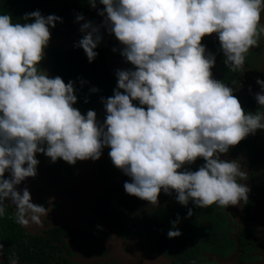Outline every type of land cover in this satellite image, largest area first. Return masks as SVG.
<instances>
[{"label": "clouds", "instance_id": "clouds-1", "mask_svg": "<svg viewBox=\"0 0 264 264\" xmlns=\"http://www.w3.org/2000/svg\"><path fill=\"white\" fill-rule=\"evenodd\" d=\"M90 3L95 8L97 0ZM99 3L104 26L135 66L117 70L118 87L103 100L107 115L102 125L94 110L85 116L73 106L74 82L50 78L39 67L51 39L49 26L62 19L36 10L23 18L33 22L22 24L0 15V216L6 200L15 206L13 219L19 225L40 224L48 216L49 209L33 203L27 188L22 194L17 190L37 175V153L53 163L62 159L75 165L78 160H99L104 147L110 148L114 166L131 178L124 183L126 193L154 208L162 190L168 195L175 191L180 204L191 201L201 209L247 202L250 189L238 182L247 179L246 173L221 154L264 129V111L247 113L234 89L213 78L215 56L206 54L202 40L217 34L226 67L242 70L247 53L264 36V0ZM81 31L85 35L77 46L92 62L102 40L100 28L89 21ZM257 83L264 87V80ZM255 98L264 108V94ZM200 158L205 163L198 170L181 171ZM172 223L174 230L167 235L179 237L182 233Z\"/></svg>", "mask_w": 264, "mask_h": 264}, {"label": "flooded vegetation", "instance_id": "flooded-vegetation-1", "mask_svg": "<svg viewBox=\"0 0 264 264\" xmlns=\"http://www.w3.org/2000/svg\"><path fill=\"white\" fill-rule=\"evenodd\" d=\"M84 4L88 7L69 14L64 12L62 22L57 21L54 28L49 26L51 39L44 50V57H47L53 77L49 46L76 47L85 35L81 26L89 21L100 28V44L111 71L117 75V70H135V66L122 55L124 46L104 26L105 17L99 14L104 6L99 0L95 8L90 0ZM78 15H83L84 20L77 21ZM261 23L264 24V13ZM206 37L209 42L213 41L211 50L219 51L212 68L213 78L223 81L217 61L224 56L218 35ZM41 66L43 71L45 68ZM237 71L239 74L231 84L235 94L246 97L245 81L248 88L264 94V87L257 83V80H264V36L247 53L244 68ZM250 99L248 96L249 105L255 103L258 111H264L257 100ZM106 115L105 110L97 113L98 124L104 123ZM104 150L110 151L104 147L102 154ZM102 154L98 162H102ZM221 159L237 162L246 173L247 179H239L238 182L250 189L248 201L230 205L227 209L214 205L204 208L202 214L189 217V209L193 212L194 208L190 202L187 206L180 204L175 191L168 195L162 190L159 206L155 208L149 202L123 192L124 183L131 182V178L114 166L109 155L108 163H101L98 169L89 160H78L71 165L62 159L53 163L48 157L39 168H46L48 174L42 172V175L47 176L53 189L48 190L45 183L32 185L28 181L18 190L22 194L27 188L35 204L49 209L48 216L42 217L38 227L34 230L29 225L26 227L50 245L47 257L51 264H124L123 261L133 253L139 256L155 253L168 260L169 264H192L193 261L195 264H264V129H259L256 137L245 138L231 147L228 153L221 154ZM204 163L202 158L197 159L193 164H186L181 171H196ZM57 195L78 197L81 203L79 212L69 215ZM131 208L132 216L128 215ZM173 221L182 235L169 238L167 233L174 230ZM74 222L80 223L81 229L86 226L89 232L102 235L104 239L111 238L109 241H114L118 247L95 245L97 242L89 241ZM113 247L119 252L113 251ZM88 259H91L90 263Z\"/></svg>", "mask_w": 264, "mask_h": 264}, {"label": "trees", "instance_id": "trees-1", "mask_svg": "<svg viewBox=\"0 0 264 264\" xmlns=\"http://www.w3.org/2000/svg\"><path fill=\"white\" fill-rule=\"evenodd\" d=\"M86 0H0V15H11L13 22H33L25 21V14L39 10L45 17L55 15L60 17L69 14L71 11H80L87 8L84 4ZM65 12V14H64ZM82 39V37H81ZM211 42V41H210ZM207 37H204L202 43L206 46V54L214 56L219 55V51L211 50L213 41L210 43ZM49 51L51 55V68L54 76H60L65 83L74 82L75 95L77 102L74 107L81 111L85 116L89 110H94L96 114L103 110L106 111L103 100L114 95L118 87L117 75H115L106 59L104 58V48L99 43L94 49L98 53L94 61L90 62L85 51L81 47L66 49L59 45H50ZM225 57L217 58L219 70H222L223 82L231 86L234 82L238 71H232L226 67L224 63ZM41 71L42 66L39 65ZM245 90L243 97L241 94H233L240 100L243 109L247 113L255 114L258 109L255 103L249 105L247 103L248 96L250 100H256V90L248 88L246 81L244 82ZM96 88L98 91L93 92ZM123 92V90H120ZM134 105H139V102L134 100ZM146 108V106H144ZM259 129L250 134L247 138L256 137ZM253 140V139H251ZM36 158L39 160L37 168L43 166L48 157L45 154L37 153ZM10 173H5V178H9ZM126 192L125 189L122 190ZM134 200V199H133ZM136 201V200H134ZM190 205L194 208L193 215L202 214L204 209L196 207L191 201ZM134 206V202L132 207ZM211 207H214L211 206ZM15 214V206L10 200L5 201V214L0 216V244H3V249L0 252V264H12L16 260L18 264H51L47 257V250L50 248L38 233H34L27 229L26 226L19 225L13 219ZM133 215V209L128 213ZM121 217V216H120ZM124 217V216H122Z\"/></svg>", "mask_w": 264, "mask_h": 264}, {"label": "rangeland", "instance_id": "rangeland-1", "mask_svg": "<svg viewBox=\"0 0 264 264\" xmlns=\"http://www.w3.org/2000/svg\"><path fill=\"white\" fill-rule=\"evenodd\" d=\"M40 64L43 65V68H45V69H43V71H46L50 78H54L53 74L51 72V69L49 68V63H48L47 57H44V59L42 60V62ZM109 152L110 151H105L104 150V152L102 154V156H103L102 162H100V161L98 162V160H91V159H89V162L95 166V169H98V168H100L101 163H108L107 156L109 155ZM240 168H241V166H240ZM42 172H46V168L45 167L37 168V175L34 178L33 177L26 178L20 185H17V190H21V187H24L25 183H29L28 181H31L32 185L33 184H38V183H45L47 185L48 190H52L53 186L51 185V182L48 179H46L47 176H43L42 175ZM65 195H68V194H65ZM65 195L64 196L63 195H57V196H58V198H60L59 202L64 206L66 212L69 215H73L76 212H79V210L81 208V203L79 201V198L78 197H73V196L72 197H67ZM31 197H32V195H31ZM75 198H76V200H75ZM32 202L34 203V198L33 197H32ZM41 220H42V217H41ZM73 224L80 231L84 232V234L87 236L89 241H91V242L95 241V242L98 243V244L96 243L95 245H99L101 247H107L108 245H110V246L115 245L116 247H118L117 244H114V241H109V240H112V239L109 238L107 235L106 236L108 237V239H104V237L102 235H98V234H94L92 232H89L88 231L89 228L86 227V226L82 227V229H81L80 228V223H75L74 222ZM28 225H29V227L32 230H34L40 224H36V223L30 221V223ZM116 247H113V251L115 250V251L119 252L118 248H116ZM142 256H143V262H144L142 264H169L168 260L164 259L160 255H157L155 253H144ZM130 260H131V256L130 257L128 256L127 260L123 261V263L124 264H133V263H128ZM87 262L90 263L91 259H88ZM136 264H138V263H136Z\"/></svg>", "mask_w": 264, "mask_h": 264}, {"label": "water", "instance_id": "water-1", "mask_svg": "<svg viewBox=\"0 0 264 264\" xmlns=\"http://www.w3.org/2000/svg\"><path fill=\"white\" fill-rule=\"evenodd\" d=\"M128 263H133V264L138 263V264H142V263H144L143 262V256H139L136 253H133L131 255V260Z\"/></svg>", "mask_w": 264, "mask_h": 264}]
</instances>
